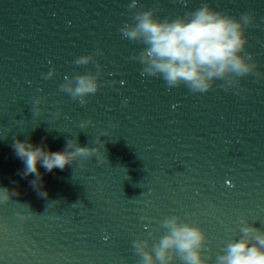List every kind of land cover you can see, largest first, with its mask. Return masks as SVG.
<instances>
[{
  "label": "water",
  "instance_id": "water-1",
  "mask_svg": "<svg viewBox=\"0 0 264 264\" xmlns=\"http://www.w3.org/2000/svg\"><path fill=\"white\" fill-rule=\"evenodd\" d=\"M131 2L0 0V187L18 192L0 201V264H137L132 242L170 215L205 229L211 261L239 238L241 217L264 230V0H139L162 19L204 3L237 18L252 13L246 51L256 71L206 93L141 75L132 57L143 45L120 32L137 11ZM97 64L101 88L89 103L60 91L66 76ZM98 138L107 162L41 167L42 188L13 148L17 139L59 151Z\"/></svg>",
  "mask_w": 264,
  "mask_h": 264
},
{
  "label": "clouds",
  "instance_id": "clouds-1",
  "mask_svg": "<svg viewBox=\"0 0 264 264\" xmlns=\"http://www.w3.org/2000/svg\"><path fill=\"white\" fill-rule=\"evenodd\" d=\"M138 5L139 0H132L129 9L137 11L133 13L132 22L124 23L120 32L125 39L143 45L132 57L142 65V76L159 77L170 88L183 85L194 93H206L217 81L224 82L222 87H234L240 78L256 71L258 65L253 54L246 51V29L253 20L252 13L237 18L204 3L185 15L162 19L157 16L155 8L143 9ZM100 54L97 51L82 55L74 63L87 65ZM97 68L100 70L96 72L66 76L60 91L78 100L82 106L86 105L89 97L101 88L103 66L97 64ZM56 71L53 67L45 78H52ZM43 102L44 97L35 100L37 105ZM41 110L37 109V112ZM92 123L91 118L86 119L81 128L85 129ZM101 138L95 141L94 147L82 146L78 140L70 139L65 149L59 151L17 139L13 148L24 163L23 175H33L32 184L42 188L41 167L47 172L62 170L69 164L97 155L101 162H107ZM41 192L43 196L48 194ZM15 195H18L17 191L0 187V201L6 202ZM254 225L241 217L239 238L227 242L214 261L204 254L208 241L205 229L179 215L165 217L158 229H153L146 237L135 239L132 247L138 257L137 264H175L177 260L181 264H264V230ZM160 229L164 234L156 238L154 234Z\"/></svg>",
  "mask_w": 264,
  "mask_h": 264
}]
</instances>
